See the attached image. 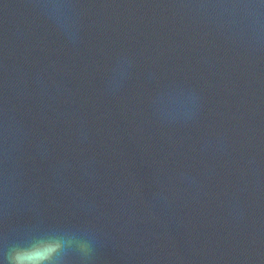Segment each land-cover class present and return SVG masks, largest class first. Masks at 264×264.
Instances as JSON below:
<instances>
[{
	"label": "water",
	"instance_id": "1",
	"mask_svg": "<svg viewBox=\"0 0 264 264\" xmlns=\"http://www.w3.org/2000/svg\"><path fill=\"white\" fill-rule=\"evenodd\" d=\"M264 264V0H0V264Z\"/></svg>",
	"mask_w": 264,
	"mask_h": 264
},
{
	"label": "clouds",
	"instance_id": "2",
	"mask_svg": "<svg viewBox=\"0 0 264 264\" xmlns=\"http://www.w3.org/2000/svg\"><path fill=\"white\" fill-rule=\"evenodd\" d=\"M58 245L38 239L26 246L15 247L8 256L9 264H51Z\"/></svg>",
	"mask_w": 264,
	"mask_h": 264
}]
</instances>
